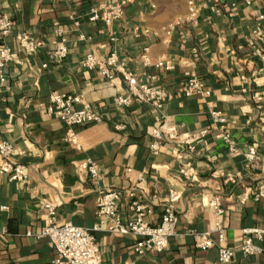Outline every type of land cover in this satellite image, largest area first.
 <instances>
[{
  "label": "crops",
  "instance_id": "obj_1",
  "mask_svg": "<svg viewBox=\"0 0 264 264\" xmlns=\"http://www.w3.org/2000/svg\"><path fill=\"white\" fill-rule=\"evenodd\" d=\"M106 1L0 0V15L8 14L15 23L12 33L0 38V47H9L13 56L0 82V142L14 145L13 158L29 174L27 182H20L0 171V264H54L53 243L40 236L48 218L44 204L56 205L60 223L92 227L107 189L121 192L126 218L131 217L127 192L143 194L155 206L152 222H158L169 193L177 191L179 222L167 250L143 256L134 251L138 237L97 232L103 264H264V253L238 250L225 263L217 246L203 250L197 245L199 234L214 226L210 201L216 195L225 207L223 245L238 247L246 239L245 228L264 230V198L255 199L264 184V161L250 164L245 157L252 146L264 155V39L253 33L262 28L264 0L248 6L244 0H196V21L190 19L188 0H127L124 17L113 27L114 42L103 21L91 22L87 16ZM232 2L238 7L230 8ZM214 5L224 7L214 12ZM76 20L81 22L78 31ZM177 22L167 34L166 27ZM57 27H64L69 38L62 63L49 55ZM23 31L43 42L37 53L27 55L18 45L16 36ZM80 32L90 39H79ZM114 50L129 70L153 74L172 91L164 106L169 123L188 134L209 129L211 102L229 118L239 152H229L212 131L191 150L170 141L157 153L150 150L155 109L138 100L130 107L115 106L113 99L126 88L122 77L110 85L99 71L80 65L88 52L104 57ZM159 61H171L174 68L157 67ZM186 72L200 76L211 97L176 93ZM54 91L83 96L103 116L97 124L76 128L78 145L66 138L69 127L46 112ZM87 158L99 166L97 180L79 170ZM255 242L264 248V239Z\"/></svg>",
  "mask_w": 264,
  "mask_h": 264
},
{
  "label": "built area",
  "instance_id": "obj_2",
  "mask_svg": "<svg viewBox=\"0 0 264 264\" xmlns=\"http://www.w3.org/2000/svg\"><path fill=\"white\" fill-rule=\"evenodd\" d=\"M189 1L190 19L196 21L200 5L196 0ZM256 0H244L245 5H250ZM127 0H107L99 7L92 8L87 14L91 22L103 21L107 27L111 41L117 39L113 31L116 21L122 20L126 13ZM224 6L214 5L212 10L220 12ZM238 3L232 2L230 8H237ZM259 21L262 24L260 31L253 30V33L259 39H264V14L259 15ZM80 21H75V30L78 31ZM14 22L8 14L0 15V38L9 36L14 28ZM180 22L172 23L166 27V33L171 34ZM54 50L49 54L50 59L57 63H62L69 53V38L67 30L63 27H57L54 30ZM79 39L89 40L90 37L80 32ZM18 45L27 54L37 53L43 46V42L36 39L30 32L23 31L17 34ZM12 50L9 47H0V82L4 81L6 74L4 68L12 61ZM80 65L88 70H97L101 75L113 85L118 77H122L125 83V90L119 92L113 99V104L117 107H130L135 100L151 105L155 109L151 137L153 138L151 148L157 153L164 142L170 141L180 147L193 148V143L206 137L212 131L217 140H221L227 146L229 152L238 153L237 143L229 129V118L219 109H215L211 102H208L212 126L203 129L196 134L182 132L175 124L166 120L164 106L166 101L173 97L172 91L167 87L157 83L156 76L153 74L139 75L127 68V62L121 59L119 53L109 51L106 56L101 57L93 52L86 53L81 59ZM48 62L43 64L47 68ZM157 67L172 70L174 65L171 61H159ZM176 93L184 96H198L204 99L211 97L212 90L205 84L204 80L194 72H186V78L183 84L177 89ZM46 112L58 118L69 127L67 139L78 145V133L76 128L85 125L97 124L103 116L100 112L94 110L83 96L74 93H62L54 91L50 94L49 104ZM118 128H124L118 126ZM14 145L9 141L0 142V171L9 175L11 181L27 182L29 174L27 166L20 160L13 158ZM245 157L250 164H259L264 161V155L260 154L252 146L246 150ZM81 172H87L93 180L100 177L99 166L91 158H87L79 166ZM127 171H131L128 169ZM187 174V171H183ZM142 179V176H141ZM234 181L233 177L230 178ZM128 211L130 218H126L121 211L119 201L122 198L118 190L107 189L101 192L96 211L97 221L92 227H83L72 222L60 223L57 218V207L54 203H45L44 207L48 212L46 226L42 229L40 236H46L54 246L55 255L54 264H103V256L96 237L97 232L109 231L114 234L132 235L139 240L134 246V251L139 255L152 253H162L170 246V240L175 235L178 225V213L175 202L180 194L177 191H171L168 200L164 203L161 216L158 222H152L150 218L155 212L154 204L145 199L143 194L130 190L127 192ZM264 198V184L257 190L255 199ZM214 226L212 230L200 233L198 247L207 249L217 246L220 253V261L230 263L236 252L239 250L244 255H255L264 253V248L258 245L255 240L264 239V230L254 227L245 228L243 233L246 239L238 247L226 246L223 243L226 240V228L222 216L225 213V207L221 196H213L210 201ZM195 233V230H191ZM133 264V263H130Z\"/></svg>",
  "mask_w": 264,
  "mask_h": 264
}]
</instances>
